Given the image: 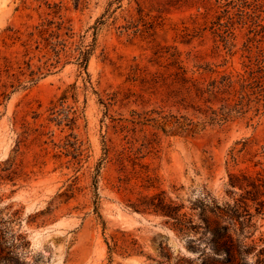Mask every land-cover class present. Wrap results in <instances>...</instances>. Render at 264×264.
Masks as SVG:
<instances>
[{"label": "rangeland", "instance_id": "obj_1", "mask_svg": "<svg viewBox=\"0 0 264 264\" xmlns=\"http://www.w3.org/2000/svg\"><path fill=\"white\" fill-rule=\"evenodd\" d=\"M177 66L260 86L222 125L164 132V116L200 121L164 101ZM262 166L264 0H0V244L15 264H226L200 217L230 200L229 173ZM156 193L193 229L132 207ZM254 221L241 244L264 237Z\"/></svg>", "mask_w": 264, "mask_h": 264}, {"label": "trees", "instance_id": "obj_2", "mask_svg": "<svg viewBox=\"0 0 264 264\" xmlns=\"http://www.w3.org/2000/svg\"><path fill=\"white\" fill-rule=\"evenodd\" d=\"M4 68L7 71L8 65L5 64ZM162 86L165 87L164 101L169 106L191 111L200 117V121H194L184 114L164 116L161 129L165 132V125L169 123L176 127L175 131L191 134L207 124L222 125L234 114H241L255 93L253 87H259L260 83L252 72L249 76L226 73L200 80L189 76L182 66H177L174 72L164 76ZM216 103H220L217 108L214 107ZM227 184L230 200L222 206L216 203L205 210L209 212L208 215L200 217L203 233L208 235L210 249L213 254L223 256L222 263L249 264L245 257L257 247L254 264H264V237H259L257 245L241 244L239 241V236L244 235L246 229L255 226L254 218H264V166L254 172L229 173ZM132 207L137 211L152 209L167 216L173 214L175 216L172 218L179 230L193 229L192 219L179 212L181 206L164 202L161 193L144 196ZM94 209L96 211V204ZM1 260L7 264L18 262L0 244Z\"/></svg>", "mask_w": 264, "mask_h": 264}]
</instances>
